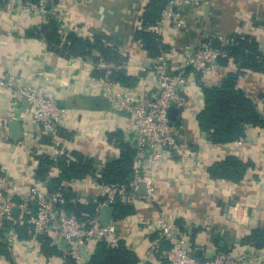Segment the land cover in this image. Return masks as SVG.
Instances as JSON below:
<instances>
[{
	"label": "crops",
	"instance_id": "1",
	"mask_svg": "<svg viewBox=\"0 0 264 264\" xmlns=\"http://www.w3.org/2000/svg\"><path fill=\"white\" fill-rule=\"evenodd\" d=\"M152 0H50L44 13L26 14L13 0H0V77L15 78L24 85L42 88L64 109L55 145L70 156L73 152L90 159L94 172L66 185L69 202L93 207L108 194L100 177L106 166L120 159L122 150L109 134L121 132L124 141L134 150L138 134L130 111H121L122 99L144 102L155 92L158 82L149 71L155 58H150L137 33L144 30L143 16ZM51 19L58 24L62 44L76 34L83 40L99 38L106 46L115 47L129 58L125 69L139 78L135 88H127L105 77L94 78L93 72L110 69L112 65H96L92 58H64L49 51L37 30ZM189 27L177 32L163 26L157 32L163 46L162 54L177 59L189 53L204 38L213 45L219 36L249 37L264 55V0H199L188 11ZM239 62L229 56L220 61L211 74L189 72L187 103L177 110L174 122L182 147L169 158L151 182L143 181L139 192L145 197L125 202L135 213L115 221L119 240L139 257V264H166L159 253H151L159 242L163 212L173 222L192 233V244L199 258H212L220 251L245 255L254 264H264V248L243 242L254 230L264 231V129L249 126L241 142L212 144L197 124L198 114L205 108L204 88L220 87L223 80L239 71ZM237 88L247 94L264 118V74L247 71L241 74ZM15 89L0 87V179L16 184L18 203L29 196L37 182L40 161L36 152L52 139L40 133L30 117L28 104L18 102ZM14 123L21 125L20 138H11ZM43 138L48 141L43 143ZM231 156L252 161L245 179L240 183L214 180L210 169ZM60 173L55 177H59ZM145 175L150 177L146 170ZM152 176V175H151ZM48 189V186H46ZM152 189V190H151ZM49 190V189H48ZM8 193V192H7ZM15 212V214H17ZM21 241L14 249L0 240V264H65L66 253L50 243L58 253L47 256L37 242L22 229ZM27 236V237H26ZM96 243L80 248L81 262L89 264ZM167 243L160 244L165 250ZM8 253L9 257L6 255Z\"/></svg>",
	"mask_w": 264,
	"mask_h": 264
},
{
	"label": "built area",
	"instance_id": "2",
	"mask_svg": "<svg viewBox=\"0 0 264 264\" xmlns=\"http://www.w3.org/2000/svg\"><path fill=\"white\" fill-rule=\"evenodd\" d=\"M48 1L50 0H39L36 3L33 0H13L26 14L44 13V6ZM198 5L199 0H166L160 18L153 27L158 30L166 26L177 32H185L189 27L188 11ZM153 33L158 35L155 31ZM219 41V49L214 48L211 39L204 38L183 57L169 59L161 55L155 58L149 66V71L158 82L155 92L144 102L120 100L119 109L131 112L138 134L132 175L126 184L102 182L108 188V194L103 200L96 202L93 212L85 214L83 219L68 209L69 200L63 188L54 192L46 188L60 173V159L64 158L67 164L76 162L53 141L58 137L64 109L42 88L31 85L20 87L15 78L0 77V87L15 89L18 102L28 104L30 117L39 127L40 133L52 139L36 155L53 163L47 167L45 179L32 186L29 196L20 203L14 200L16 195L19 196L16 184L0 179V240L12 250L21 241L18 230L27 227L32 240L39 246H42L43 241L50 240V243L63 249L67 257L77 264L81 262L80 248L90 242H103L108 246L118 247L120 240L117 223L112 221L110 225L103 226L99 220L100 212L104 206L113 207L118 202L143 199L145 196L139 192L140 184L143 181L152 182L167 160L178 154L182 148L178 138L180 134L170 119V109L174 107L180 111L185 108L186 76L189 72L211 74L222 59L229 58L228 48L238 44L234 36H219ZM146 170L150 177L145 175ZM15 210L18 211L17 214ZM158 232L160 239L151 253H160L166 264H254L247 256L233 251H220L212 258H199L191 241L192 233L169 219L165 212L161 214ZM164 242L170 247L161 251L160 244Z\"/></svg>",
	"mask_w": 264,
	"mask_h": 264
},
{
	"label": "trees",
	"instance_id": "3",
	"mask_svg": "<svg viewBox=\"0 0 264 264\" xmlns=\"http://www.w3.org/2000/svg\"><path fill=\"white\" fill-rule=\"evenodd\" d=\"M38 3L39 0H33ZM166 0H152L143 16L144 30L137 33V39L141 41L144 49L150 58L161 56L163 46L158 35L150 28L156 25L160 18ZM37 36L43 39L49 51L64 58H92L94 53H99V58L95 59L96 65L105 63L112 65V68L100 70L97 68L93 72L94 78H101L107 75L109 80L119 83L127 88H135L139 78L132 76L125 69V64L129 58L115 47L106 46L99 38L95 41L83 40L71 34L68 37V44H62V36L58 24L51 19L37 30ZM234 36L237 46L229 47L228 51L237 62L239 71L229 74L220 87L204 88L205 108L197 116L198 128L208 136L209 141L216 145H226L239 142L245 138L246 129L249 126H257L264 129V118L260 116L255 104L245 92L237 88V81L241 74L247 71L264 74V55L258 50L257 43L249 37ZM223 60V59H222ZM264 103V95L261 96ZM109 140L116 142L122 150L120 159L105 167L101 181L104 183L126 184L133 171V160L135 151L128 145L121 132L109 134ZM43 143L47 142L43 138ZM76 162L67 164L64 158L60 159L58 166L61 169L59 177L52 179L47 184L50 192L63 188L66 193V185L74 180H80L94 172L93 162L78 152H73L72 156ZM40 168L37 179L43 181L47 175V167L53 165L51 161L43 156H38ZM254 168L252 161H243L239 157L231 156L225 161L216 163L209 171L214 180H227L234 183L242 182L248 171ZM68 199V195L66 193ZM115 219L122 220L135 213L132 206L125 202H118L114 206ZM68 209L75 212L79 218H84L85 214H91L94 206L84 207L68 203ZM28 231L27 227L20 228ZM20 237H22L20 235ZM27 237V236H26ZM193 238V237H192ZM256 248H264V231L254 230L243 240ZM5 244V243H4ZM6 247L7 244H5ZM2 247V246H1ZM0 247V250L2 248ZM170 246L165 245V250ZM42 251L47 256L58 253L50 246L48 240L42 242ZM5 253L3 250L1 251ZM6 255L9 257L8 253ZM139 257L129 250L123 242H119L118 247L108 246L106 243H97L95 252L89 264H139ZM65 264H77L75 260L65 257Z\"/></svg>",
	"mask_w": 264,
	"mask_h": 264
},
{
	"label": "water",
	"instance_id": "4",
	"mask_svg": "<svg viewBox=\"0 0 264 264\" xmlns=\"http://www.w3.org/2000/svg\"><path fill=\"white\" fill-rule=\"evenodd\" d=\"M215 49H219L220 47V43L218 41L215 42V44L213 45ZM177 109L172 107L170 109V119L172 122H175L177 119ZM10 133H11V138L15 141H17L20 138L21 135V125L19 123H14L11 126L10 129ZM141 187H145L144 183L140 184V188ZM15 212H17V210H15ZM115 217V209L112 206H104L100 212L99 215V220L102 223L103 226H108L110 225V223L112 222V220Z\"/></svg>",
	"mask_w": 264,
	"mask_h": 264
}]
</instances>
